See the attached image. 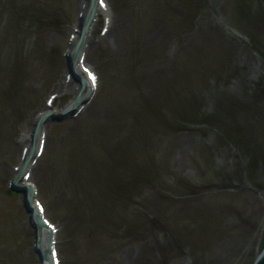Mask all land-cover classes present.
I'll return each mask as SVG.
<instances>
[{
	"label": "rangeland",
	"instance_id": "obj_1",
	"mask_svg": "<svg viewBox=\"0 0 264 264\" xmlns=\"http://www.w3.org/2000/svg\"><path fill=\"white\" fill-rule=\"evenodd\" d=\"M13 1L18 5L32 0ZM111 1L114 14L122 20L117 26L122 48H111L106 40L91 47L89 57L100 75L99 88L81 116L47 124V148L33 170L38 198L60 228L62 264H252L264 223V123L260 133L255 130L256 135L248 137L251 150L245 151L232 146L214 126L186 127L179 118L172 120L157 92L174 67L186 66L189 82L200 83L197 92L202 87L203 111L216 116L222 104H216L218 98L245 99L252 90L264 89V56L242 40L231 46L233 56L222 64L227 69H211V74L202 70L204 63L213 68L220 50L216 42L204 44L206 34L219 31L233 36L227 31L230 0L209 2L213 7L195 11L188 24L191 2L189 6L183 0ZM7 2L0 0V5ZM253 2L249 0L250 6ZM139 3H143L141 8ZM158 4L161 9L166 6L167 13L156 14L152 8ZM41 6L48 10L41 13L43 27L37 35L29 32L26 20L16 24L20 29L2 28V20H10L12 14H0V264H39L29 215L21 196L10 191L8 184L15 176L14 166L22 164L21 149L28 145L32 118L45 110L48 96L64 86L67 71L61 54L77 25L80 3L43 0ZM142 10L148 11L143 21ZM53 16L57 23H45ZM162 18L168 23L162 40L145 44L153 22ZM259 20L264 26V17ZM198 46L199 52L204 51L199 58L195 55ZM135 50L137 56L129 69L127 63L118 62ZM161 59L167 60L162 63ZM19 72L20 85L13 76ZM69 100V95L61 97L56 107L61 109ZM256 121L260 127V118L251 116V123ZM232 125L243 126L240 120ZM130 143L137 144L128 151ZM83 155L101 172L112 168L120 187L130 179L132 161L138 168L150 162L164 166L157 181L143 180L133 189V196L125 195L114 228L109 224L96 227L89 223L99 202L87 185L91 176L86 168L83 175L75 166V177L67 173ZM254 155L261 162L256 172L250 168ZM177 182L200 189L190 194L182 190L184 186L178 188ZM197 242L202 247L194 251Z\"/></svg>",
	"mask_w": 264,
	"mask_h": 264
},
{
	"label": "bare ground",
	"instance_id": "obj_2",
	"mask_svg": "<svg viewBox=\"0 0 264 264\" xmlns=\"http://www.w3.org/2000/svg\"><path fill=\"white\" fill-rule=\"evenodd\" d=\"M106 2H108V1H106ZM89 3H90V0H88V5H87V7H86V9H85L86 12H87V9H88V7H89ZM109 5H110V4L108 3V6H107V10H106V11H102V10L99 9V11L96 12V14H95V16H94V19H93V21H92V24H91V26H90V28H89V31L87 32L88 34L86 35V40H87V41H89L88 39L91 40L92 35H93V31H94V27H95V25L97 24L98 18H99V16H100V14H104V15L110 20V21H109V30H108V32H107V34H106V37H108V38L111 40L112 44H113L115 47H118V45L120 44V38H119L118 34L115 32V28H114L116 22L118 21V19L115 18V17H109V16H110L109 13L111 12V6H109ZM114 18H115V19H114ZM157 29H158V30H157L156 34H155V32H151V33H149V34H152V35H149V36L147 37L148 41L154 39L157 35H159V34L163 31V27H161V28L158 27ZM118 48H119V47H118ZM85 59H86L87 62H89L90 57H87V56H86ZM73 72H74L75 74L78 73L76 67L74 68ZM74 91H76V92H75V97H74V99H76V97L79 96V97H80V101H82V100L86 97L87 94L90 93L91 96H92L94 89H93V90H90V88H89L88 86H86V87H84L83 89H81V87H79V89H76V90H75V88H74ZM90 91H91V92H90ZM72 103H73V102H72ZM72 103L69 104V105H67V106H65L64 108L60 109L59 111L51 110V109L48 108V107H46L45 109L48 110V112L58 113V112H62L63 110H66V109H68V108H71V107H72ZM81 104H82V103H81ZM49 109H50V110H49ZM34 122H35V121H34V118H32V120H31V124H32V126H33ZM34 129H35V126H34V127H31V128L27 131V133L29 134V133H30L32 130H34ZM43 132H46V133H47L46 129H44L43 127H41V129H40V133H39V136H40V137H41V134H42ZM29 151H30V150H29ZM29 154H30V152H27L26 157H25V160H24V164H25V162H26V160H27ZM31 166H32V165L29 164L28 167H31ZM32 181H33V180H30V179H29L28 183H30V184H34ZM21 183H22V182H21ZM28 183H25V184H28ZM23 184H24V183H23ZM34 186H35V185H34ZM47 241H48V237H47V235H46L45 233H43V235H42V243H41V245L45 246L44 244H45V242L47 243Z\"/></svg>",
	"mask_w": 264,
	"mask_h": 264
},
{
	"label": "snow or ice",
	"instance_id": "obj_3",
	"mask_svg": "<svg viewBox=\"0 0 264 264\" xmlns=\"http://www.w3.org/2000/svg\"><path fill=\"white\" fill-rule=\"evenodd\" d=\"M101 3H103V0H101ZM93 80H95V76L93 75ZM57 264H59V261H57Z\"/></svg>",
	"mask_w": 264,
	"mask_h": 264
},
{
	"label": "water",
	"instance_id": "obj_4",
	"mask_svg": "<svg viewBox=\"0 0 264 264\" xmlns=\"http://www.w3.org/2000/svg\"><path fill=\"white\" fill-rule=\"evenodd\" d=\"M264 264V263H263Z\"/></svg>",
	"mask_w": 264,
	"mask_h": 264
}]
</instances>
